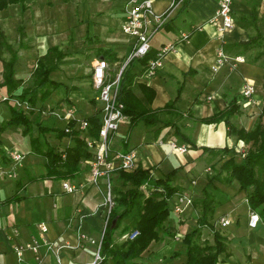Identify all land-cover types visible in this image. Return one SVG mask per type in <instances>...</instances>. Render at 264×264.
<instances>
[{
	"label": "crops",
	"instance_id": "1",
	"mask_svg": "<svg viewBox=\"0 0 264 264\" xmlns=\"http://www.w3.org/2000/svg\"><path fill=\"white\" fill-rule=\"evenodd\" d=\"M152 2L154 8L162 12L172 0ZM218 3L219 0H189L184 8L182 3L179 4L169 24L160 30L161 36L152 39V48L157 52L163 44L171 41L177 42L175 49L166 55L154 77H146L143 73L138 76L139 82L155 91L151 104L153 108L164 106L179 93L176 100L179 115L176 119L180 117L177 123L182 132L192 142L211 147L235 145L236 139L227 134L224 121L205 123L198 119L213 115L217 109L226 106L229 98L237 96L241 113L233 115L231 119L235 124L249 129L246 123L249 117L245 110L263 102L264 93V69L249 59V51L243 54L229 46L227 50L224 49L229 61L236 56H243L245 60L236 62L234 68L229 66L228 61L217 70L213 69L218 61L217 52L221 43L225 47L230 42L249 37L251 29L238 22L253 9L257 12L259 27L264 33V0H235L233 16L236 25L225 32L222 41L216 28L206 23ZM25 4L27 7L24 10L18 3L0 10V15L4 16L0 29L6 41L0 50V263L34 264L29 250L25 252L24 261L19 262L14 247L35 239L54 245L52 249L42 245L40 264H91L98 250V244L91 239L96 242L100 240L107 216V209L103 205L104 182L101 181L99 186L87 184L82 190L66 192L62 188V180L40 178L46 172V158L32 150L30 135L23 133L22 125L6 124L11 116L9 104L21 107L15 103L17 98L9 95L19 94L27 86V74L33 73L38 58L49 47L58 45L67 55L59 61V69L53 71L51 76L61 85L51 93H56L51 103H36L28 112L42 126L60 129L67 124L66 114L69 111L72 112L71 117L76 119L92 114L100 107L95 99L97 91L92 85L96 59L104 58L105 50L112 52L116 59H105L109 63V74L114 76L126 63L132 50L134 38L121 28L125 0H25ZM185 32L189 33L188 39L180 40ZM8 45L11 49L7 48ZM26 48L29 50L27 53ZM12 50L18 51V54L14 82L9 87L3 83V60L11 57ZM6 54L9 56L6 57ZM141 68L142 65L138 63L136 71ZM246 79L253 81L256 87V103L248 106H245L242 95V85ZM135 90L142 94L137 86ZM159 117L165 121L167 113L161 112ZM128 119L121 122L117 132L111 134L113 149H136L137 165L151 168L154 176H163L178 168L174 182L185 191L194 193L195 197L202 196L205 186L215 194L219 203L213 223L227 240V248L219 255L218 264H264V217L256 226L249 225L252 209L247 202L246 192L239 189L237 181L226 183L208 179L207 175L212 174L209 172L212 170L211 164L220 155L203 152L202 148L193 146L182 135H176L171 126L139 123L129 130ZM55 133L52 130L47 137L48 140H57L56 148L62 149L71 144L68 136L57 138ZM159 139L187 144L188 148L182 152L171 148L168 143L158 144ZM11 151L24 154L20 164L10 157ZM86 159L82 160L75 181L88 178ZM116 185L124 186L121 182ZM15 194L20 198L6 201ZM196 212L193 205L181 214L172 211L167 225L172 232H176L178 239L174 235L161 234L141 253V264H178L184 261L186 245L181 237L197 226ZM137 215L138 210L134 208L123 219L121 226ZM221 218H229L231 222L223 224ZM42 222L47 225L44 233L38 226ZM14 228L19 230L17 235L13 234ZM120 229L114 234L117 242L126 239L125 234L128 233H121ZM79 231L84 232L86 238H80ZM202 231L203 239L212 241V229L204 226Z\"/></svg>",
	"mask_w": 264,
	"mask_h": 264
},
{
	"label": "trees",
	"instance_id": "2",
	"mask_svg": "<svg viewBox=\"0 0 264 264\" xmlns=\"http://www.w3.org/2000/svg\"><path fill=\"white\" fill-rule=\"evenodd\" d=\"M189 2L183 0L182 7ZM20 4L22 10L27 6L25 0H0V10L10 4ZM241 26L251 29L249 37L238 42H230L225 45L236 49L237 52L246 54L249 50L259 47L260 52L255 57L249 58L253 62H258L264 69V33H262L257 20V12L253 9L250 14L245 15L238 22ZM167 22L164 26L168 25ZM21 37L23 36L22 28ZM6 44L5 36L0 29V50ZM8 49L11 47L8 45ZM18 51H13L11 57L3 60V83L12 86L14 82L15 66L17 63ZM67 53L58 45L49 47L45 54L38 58L37 66L32 73V83L28 84L16 95L21 102H28L32 107L36 105L38 98L42 99L61 85V82L52 78L51 73L59 69V61L66 57ZM104 58L112 60L116 57L112 52L105 50ZM157 51L152 47L143 57H136L128 60L120 77L118 99L124 104V112L128 116V129H133L137 124L144 123L148 126H171L175 129L176 135L191 141L181 130L177 123L179 110L176 107V94L168 103L162 107H152V100L155 91L147 84L138 81V76L144 73L150 59L155 58ZM140 63L142 68L136 71V65ZM137 86L141 95H139ZM262 88L264 90V74ZM11 113L7 120V125H22L23 133L30 135L32 150L46 158V172L40 178L74 179L81 170L83 159L92 156V150L88 146L87 137L98 138L102 125L100 108L86 116L88 126L85 132L78 128V120L71 119L67 126L69 131L63 128H48L42 126L40 122V135L32 134V117L23 107L9 104ZM161 112L167 113V118L162 121L159 117ZM241 113L239 97L232 96L227 100L223 109H217L213 115L198 119L205 123L224 121L227 126V134L234 136L237 140H243V150L237 145H225L222 147H211L199 145L191 141L195 147L202 148L203 152H208L213 156L219 154L220 157L212 166H217L214 173L209 175V181L215 179L226 183L237 181L239 189L244 190L247 196L249 207L257 211L260 217H264V93L263 104L260 113L255 118L251 128L246 129L232 121V116ZM181 116V115H180ZM176 119V120H175ZM55 130V136L62 138L68 136L71 144L59 149L49 143L47 133ZM212 169V168H211ZM178 168L163 176L151 174V168L137 165L131 171L116 170L112 178L114 204L109 213V220L105 227L101 239L99 253L101 260L97 264H141V253L149 246L153 240H158L161 234L176 235L167 225V220L172 212V198L182 191L180 185L174 182V176ZM35 178V177H34ZM34 178H31L34 179ZM121 182L123 187H117L116 183ZM145 185V188H143ZM20 198L15 194L6 201ZM218 200L213 192L205 186L202 189L201 197H194L192 205L197 209V226L186 232L181 241L186 245L185 259L178 264H218L219 255L227 248L226 237L214 226L213 216L218 205ZM191 205V206H192ZM136 208L138 215L134 219L121 226L123 219ZM209 226L213 231L212 241L203 239L202 229ZM121 227L120 232L132 233L138 230V234L133 238H126L120 242L115 240V231ZM175 255H178L176 253ZM243 264V263H241Z\"/></svg>",
	"mask_w": 264,
	"mask_h": 264
},
{
	"label": "built area",
	"instance_id": "3",
	"mask_svg": "<svg viewBox=\"0 0 264 264\" xmlns=\"http://www.w3.org/2000/svg\"><path fill=\"white\" fill-rule=\"evenodd\" d=\"M182 2L183 0H172L170 5L164 11L159 12L154 8L152 0H125L121 28L125 34L134 38L132 50L126 63L132 58L143 57L149 52L152 47L153 37L169 21L179 4ZM234 2L235 0H219L213 14L206 20V23H209L216 28L218 38L221 41L224 39L225 32L234 28L236 25L233 16ZM188 37V32L182 33L180 40H186ZM176 44V41L163 44L158 50L156 57L149 60L143 75L149 78L154 77L162 67L164 58L170 51L175 49ZM217 53L218 61L213 67L214 70H217L220 65H223L230 60L224 51L223 43L219 45ZM244 60L245 58L243 56H236L233 58V61H229L228 63L231 68H234L236 62ZM126 63L114 76L109 74V63L105 58H98L93 64L92 85L97 91L95 99L100 103L99 108L101 110L102 125L98 138L87 137L88 146L92 150V156L86 159L87 164L89 165V176L84 180L75 181L74 179H63L61 181L62 188L66 192L82 190L87 184L99 186L101 181L104 182L103 205L107 209V216L100 240L96 242V240L91 239L92 242L98 244V250L91 264H97L98 261L101 260L99 253L101 239L109 220L110 210L114 204L112 181L114 173L116 170L121 169L131 171L135 169L138 164V153L136 149L115 150L111 144V134L117 132L121 122L128 118L124 112L123 102L118 99L120 77ZM255 92L256 87L254 82L250 79H246L242 85V95L245 99V106L256 103ZM15 103L26 110L32 109V106L26 101L21 102L16 99ZM71 114V111L66 114V117L68 118L67 123L71 119H76L72 118ZM77 120L78 128L81 132H85L88 126L87 120ZM65 130L69 131L67 124ZM165 143H168L171 148L182 152L186 151L188 148L187 144H178L174 140H168L167 142L163 139L158 140V144L160 145ZM10 157L20 164L24 158V154L18 151H11ZM192 182L195 183V180ZM143 188H145V185H143ZM194 197V193L189 191L177 193L171 200L172 211L177 214L183 213L187 207L192 205ZM260 219V214L257 211L251 210L249 225L256 226ZM221 221L223 224H229L231 222L229 218H221ZM38 226L42 233L47 231L46 223H39ZM138 232V230H135L132 233L128 232L125 234V238H133ZM18 233V228H14L13 234L17 235ZM79 237L86 238V234L79 231ZM175 238L178 239V236H175ZM42 245L47 249H52L54 247L49 241L43 240V242H41L35 239L24 244H16L14 252L17 260L23 262L25 259V252L29 250L33 255L34 264H40L42 261Z\"/></svg>",
	"mask_w": 264,
	"mask_h": 264
},
{
	"label": "rangeland",
	"instance_id": "4",
	"mask_svg": "<svg viewBox=\"0 0 264 264\" xmlns=\"http://www.w3.org/2000/svg\"><path fill=\"white\" fill-rule=\"evenodd\" d=\"M58 1V0H57ZM1 14V13H0ZM4 16H1L0 15V24H3L2 22V18H3ZM161 36V31L160 32H157L156 34H155V36H154V40L155 39H158L159 37ZM12 39V38H11ZM21 51H23V49H21ZM25 51H26V53L29 51L28 50V48H26L25 49ZM259 52H260V48L259 47H255V48H253V49H251V50H249V52H248V57L249 58H252V57H256L258 54H259ZM9 56V54H6V57H8ZM258 63V62H257ZM0 69H1V66H0ZM252 75H254V77H259V76H256V74H252ZM27 77H28V81H27V83H26V85H28V84H30V83H32V73L30 74V73H28L27 74ZM55 95H56V93H53V94H51L50 96H48V97H46V98H44V99H42L41 97H39L38 98V101H37V103L40 105V104H42L43 102L44 103H46V104H49V103H51V100L52 99H54V97H55ZM262 104H263V102H260L259 104H257V105H255L254 107H247V108H249V109H246L245 111L247 112V115H248V117H249V119H247L246 121V123L248 124V126H249V128H251V126H252V124H253V122H254V120H255V118L258 116V114L260 113V110H261V106H262ZM253 105V104H252ZM27 111H30V110H27ZM82 114L83 113H81L80 112V116H82ZM141 124H144V123H141ZM247 124H245V125H247ZM32 134H33V136H38V135H40V130H39V124H38V122L34 119V118H32ZM237 141L239 142V140H237L236 139V142H234V144L235 145H237V147H240V146H242L241 147V150H243V146H244V141L243 140H241L240 141V143H238L237 144ZM57 142V140H55L54 138L53 139H49V143L51 144V145H53V146H55L56 147V145H55V143ZM213 165V163L211 164V167H212V170H209V172H211L212 174L214 173V169H217V166H212ZM192 174V173H191ZM209 175H211L210 173H209ZM209 175H207L208 176V178H209ZM192 176V175H191Z\"/></svg>",
	"mask_w": 264,
	"mask_h": 264
}]
</instances>
